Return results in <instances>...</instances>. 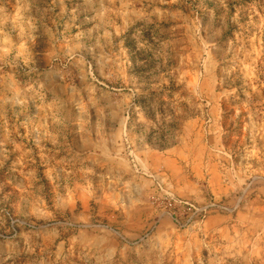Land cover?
Instances as JSON below:
<instances>
[{
  "label": "rangeland",
  "instance_id": "1",
  "mask_svg": "<svg viewBox=\"0 0 264 264\" xmlns=\"http://www.w3.org/2000/svg\"><path fill=\"white\" fill-rule=\"evenodd\" d=\"M192 131L240 180L210 214L255 216L189 264H264V0H0V264H110L78 245L111 235L123 134L141 159Z\"/></svg>",
  "mask_w": 264,
  "mask_h": 264
},
{
  "label": "crops",
  "instance_id": "2",
  "mask_svg": "<svg viewBox=\"0 0 264 264\" xmlns=\"http://www.w3.org/2000/svg\"><path fill=\"white\" fill-rule=\"evenodd\" d=\"M180 134L179 141L167 147L141 146L144 165L165 188L199 204L205 202L207 194L217 201L227 200L233 191L241 189L239 178L231 173L230 155L221 132ZM124 169L107 166L105 170V179L120 187L118 194L111 193L112 201L104 202V209L111 213L102 216L107 215L111 235L83 237L84 242L78 245L100 252L105 263L113 264L117 255L122 258L130 254L141 259L142 264H189L194 246L225 244L242 231L240 225L247 226L255 216L248 204L234 217L214 213L200 227L177 228L165 213L166 204L153 178L128 174L129 162ZM87 204H83L85 208ZM231 220L238 225H231ZM147 231L149 234L143 237Z\"/></svg>",
  "mask_w": 264,
  "mask_h": 264
},
{
  "label": "built area",
  "instance_id": "3",
  "mask_svg": "<svg viewBox=\"0 0 264 264\" xmlns=\"http://www.w3.org/2000/svg\"><path fill=\"white\" fill-rule=\"evenodd\" d=\"M123 135L124 140L127 144L126 153L128 155L131 167L136 173L153 178L157 191L162 195L161 200L166 204L165 213H167L171 217L177 228H185L191 225L200 227L211 212H232L238 206L240 199L237 200L234 206H228L222 202L220 203L214 200H209L207 202L199 204L192 200L178 197L172 191L165 188L161 184V182L157 178H155L153 174L150 173L148 168L144 165L143 160L134 154L129 144L127 134L124 133ZM9 219L11 225H14L16 224V222H18L17 219L13 218L10 215ZM148 234L149 231H147L143 237L147 236Z\"/></svg>",
  "mask_w": 264,
  "mask_h": 264
}]
</instances>
